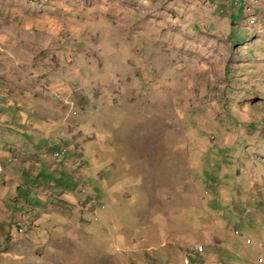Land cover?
<instances>
[{"label": "rangeland", "instance_id": "1", "mask_svg": "<svg viewBox=\"0 0 264 264\" xmlns=\"http://www.w3.org/2000/svg\"><path fill=\"white\" fill-rule=\"evenodd\" d=\"M229 2L0 0V264L264 256V0Z\"/></svg>", "mask_w": 264, "mask_h": 264}, {"label": "clouds", "instance_id": "2", "mask_svg": "<svg viewBox=\"0 0 264 264\" xmlns=\"http://www.w3.org/2000/svg\"><path fill=\"white\" fill-rule=\"evenodd\" d=\"M75 150H74V147H66V146H61V147H59V148H55L53 151H52V153H51V156L53 157V158H55V159H59V160H61V159H63V158H65V157H68V156H72V155H74L75 154ZM82 156L80 153H78L77 154V156ZM16 156H8L7 157V159H6V163H1L0 162V172H2L3 171V169H4V167L8 164V165H10V164H12L13 162V160L14 159H17V157L15 158ZM19 160V159H18ZM22 160L24 161V160H26L25 158H22ZM20 161V160H19ZM21 163V162H20ZM23 163H25V162H23ZM60 173H63L62 171H60ZM80 191L81 192H85L86 194H87V188L85 187V185L83 184L82 186H81V189H80ZM235 230H237V229H235ZM235 230H233V231H235ZM239 231V230H238ZM240 233V232H239ZM235 234V233H234ZM236 235V234H235ZM242 234L240 233L239 235H236V236H241ZM247 239V238H246ZM246 239H245V243H246ZM249 240H250V238H248ZM249 243H251V240H250V242ZM249 243H246V244H249ZM197 245H200V244H197ZM197 245H195L193 248H194V251H196V252H201V251H203V247H202V250L201 251H198L197 249H196V246ZM200 246H202V245H200ZM264 246V243L262 244V246H261V248ZM263 258V260H264V256H259L256 260H258L259 258ZM256 260H254V262L256 263V264H258V262L256 261Z\"/></svg>", "mask_w": 264, "mask_h": 264}, {"label": "built area", "instance_id": "3", "mask_svg": "<svg viewBox=\"0 0 264 264\" xmlns=\"http://www.w3.org/2000/svg\"><path fill=\"white\" fill-rule=\"evenodd\" d=\"M251 2H252V0H236V2H229V4H230V6L232 8H237L239 6H248V9H250V3ZM234 233L236 235H239L240 234L238 230H235ZM246 243H248L247 242V239H246ZM197 247H198V251H201L202 250V246L197 245ZM259 259H263V258L260 257Z\"/></svg>", "mask_w": 264, "mask_h": 264}, {"label": "bare ground", "instance_id": "4", "mask_svg": "<svg viewBox=\"0 0 264 264\" xmlns=\"http://www.w3.org/2000/svg\"><path fill=\"white\" fill-rule=\"evenodd\" d=\"M230 2H236V0H228ZM254 4H258L257 3V0H252V2L250 3L251 7L252 5L254 6ZM240 7V6H239ZM243 7H246V6H243ZM238 8V7H237ZM256 20V16L255 14L253 13L252 15H250L249 17V22H254ZM196 249L198 250V247L196 246Z\"/></svg>", "mask_w": 264, "mask_h": 264}]
</instances>
